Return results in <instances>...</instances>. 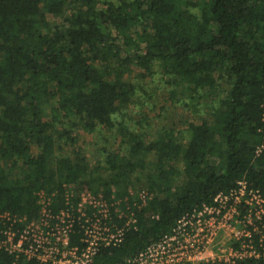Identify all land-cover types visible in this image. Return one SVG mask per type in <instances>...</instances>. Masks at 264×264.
Listing matches in <instances>:
<instances>
[{"label": "trees", "instance_id": "trees-1", "mask_svg": "<svg viewBox=\"0 0 264 264\" xmlns=\"http://www.w3.org/2000/svg\"><path fill=\"white\" fill-rule=\"evenodd\" d=\"M131 65L142 77L158 65L175 102L195 111L215 96L209 117L153 138L121 125L104 164L80 147L57 155L58 139L76 144L77 128L122 123L137 90ZM240 180L264 193V0H0V212L38 220L40 192L54 214L66 190L75 204L82 192L101 195L116 223L128 208L136 217L88 263L116 264ZM140 189L148 196L138 207ZM0 264H13L2 248Z\"/></svg>", "mask_w": 264, "mask_h": 264}, {"label": "built area", "instance_id": "built-area-1", "mask_svg": "<svg viewBox=\"0 0 264 264\" xmlns=\"http://www.w3.org/2000/svg\"><path fill=\"white\" fill-rule=\"evenodd\" d=\"M71 195L66 190L65 207L54 214L49 199L40 192L38 220L0 212L4 223L0 248L13 256V264H88L101 248L118 245L125 232L135 227L130 208L127 215L118 214L121 222L116 223L103 196L82 192L75 204ZM147 196V190L140 189V203L135 204L141 206ZM73 233H78L79 243L71 244ZM263 240L264 193L240 180L228 192L218 193L212 203L182 215L170 235L116 264H241L264 259Z\"/></svg>", "mask_w": 264, "mask_h": 264}, {"label": "rangeland", "instance_id": "rangeland-1", "mask_svg": "<svg viewBox=\"0 0 264 264\" xmlns=\"http://www.w3.org/2000/svg\"><path fill=\"white\" fill-rule=\"evenodd\" d=\"M51 21L58 18L50 17ZM152 74L146 77L141 76V69L131 65L128 69V77L137 85L136 94L132 102L123 109V112L117 115L115 124L111 129H102L98 132L88 133L82 128H77L73 132L76 137V144L69 140L58 139L61 148H57V155H74V150L81 148L86 159L91 165L104 164V158L108 151L117 147L121 140L119 128L125 126V129L134 132L144 131L148 138H153L159 133L170 128L182 130L186 127V122L199 121L201 117H209L208 104L215 97L208 96L197 110L175 102L181 95H170L171 82L161 68L156 65ZM172 97V98H171ZM174 99V100H173ZM181 99V98H180ZM127 132H125L126 134ZM126 145L125 142H123ZM140 186V185H139Z\"/></svg>", "mask_w": 264, "mask_h": 264}]
</instances>
